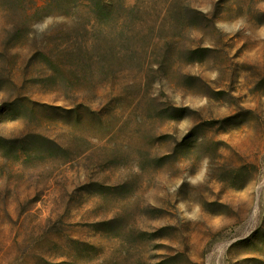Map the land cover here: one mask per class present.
<instances>
[{
    "label": "rangeland",
    "instance_id": "rangeland-1",
    "mask_svg": "<svg viewBox=\"0 0 264 264\" xmlns=\"http://www.w3.org/2000/svg\"><path fill=\"white\" fill-rule=\"evenodd\" d=\"M110 1L0 0V264H264V0Z\"/></svg>",
    "mask_w": 264,
    "mask_h": 264
},
{
    "label": "trees",
    "instance_id": "trees-1",
    "mask_svg": "<svg viewBox=\"0 0 264 264\" xmlns=\"http://www.w3.org/2000/svg\"><path fill=\"white\" fill-rule=\"evenodd\" d=\"M92 2H94L93 4L95 5V6H98L100 9V11L101 12H105L106 13V15L108 16V18L109 17H112V15H113V12H114V10H115V6H114V4L110 1V0H92ZM113 11V12H112ZM106 16V17H107ZM68 50H70L71 52H70V55H75V53H76V55L77 54H79V52H80V49L79 48H77V47H75V46H73V45H71V46H69L68 47ZM75 52V53H74Z\"/></svg>",
    "mask_w": 264,
    "mask_h": 264
},
{
    "label": "clouds",
    "instance_id": "clouds-1",
    "mask_svg": "<svg viewBox=\"0 0 264 264\" xmlns=\"http://www.w3.org/2000/svg\"><path fill=\"white\" fill-rule=\"evenodd\" d=\"M36 27H37V29H38V30H40V29H41V26H40V25H37ZM198 211H199V209H198V208L194 209V212H193V217L195 216V213H196V212H198Z\"/></svg>",
    "mask_w": 264,
    "mask_h": 264
}]
</instances>
